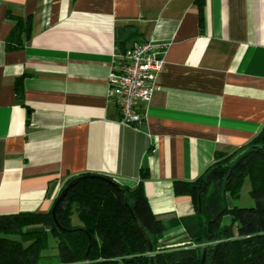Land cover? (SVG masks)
I'll return each mask as SVG.
<instances>
[{"label":"crops","instance_id":"obj_1","mask_svg":"<svg viewBox=\"0 0 264 264\" xmlns=\"http://www.w3.org/2000/svg\"><path fill=\"white\" fill-rule=\"evenodd\" d=\"M144 41L165 47L163 67L127 127L108 79ZM262 128L264 0H0V216L48 214L68 181L100 175L142 184L175 224L159 246H187L181 221L197 209L175 184Z\"/></svg>","mask_w":264,"mask_h":264},{"label":"trees","instance_id":"obj_2","mask_svg":"<svg viewBox=\"0 0 264 264\" xmlns=\"http://www.w3.org/2000/svg\"><path fill=\"white\" fill-rule=\"evenodd\" d=\"M8 18L16 22L15 29L21 24ZM215 159L194 182L175 184V192L190 195L197 209L181 221L187 246H159L175 224L153 216L142 184L130 189L107 177L115 187L86 174L55 208L56 223L51 212L0 216V264H200L204 249V264H264V128L246 147ZM246 179L254 207L230 208L228 200H238ZM72 216L79 226L71 224ZM138 228L148 236L151 252ZM50 236L57 254L46 258L42 253Z\"/></svg>","mask_w":264,"mask_h":264},{"label":"built area","instance_id":"obj_3","mask_svg":"<svg viewBox=\"0 0 264 264\" xmlns=\"http://www.w3.org/2000/svg\"><path fill=\"white\" fill-rule=\"evenodd\" d=\"M164 48L150 41L137 43L111 71L108 98L120 113V125L137 127L143 121L139 105L148 104L153 96Z\"/></svg>","mask_w":264,"mask_h":264},{"label":"rangeland","instance_id":"obj_4","mask_svg":"<svg viewBox=\"0 0 264 264\" xmlns=\"http://www.w3.org/2000/svg\"><path fill=\"white\" fill-rule=\"evenodd\" d=\"M250 190V183L249 180L246 179L241 191H240V195L237 201H235L233 204L235 206H237L238 208H251L254 207V201L250 198L248 192ZM225 222H227V220L225 219ZM72 223L73 225L78 224L79 222L77 221L76 217L73 216L72 217ZM33 229V228H32ZM37 229H43V230H48V228H44V227H39ZM49 247L46 251H44L42 253V256L46 257V258H50V257H54L57 254V249H56V240L53 237H49Z\"/></svg>","mask_w":264,"mask_h":264},{"label":"water","instance_id":"obj_5","mask_svg":"<svg viewBox=\"0 0 264 264\" xmlns=\"http://www.w3.org/2000/svg\"><path fill=\"white\" fill-rule=\"evenodd\" d=\"M90 177H95V178H98V179H102V180H105L109 183H111L113 186L115 187H118L117 184H115L113 181H111L110 179H108L107 177H104V176H100V175H90ZM83 177H78V178H75L73 179L72 181H70L69 183H67L64 187V189L61 191L60 195L57 197V199L55 200V203L52 207V210H51V215H52V218L54 219L55 221V208L57 207V205L59 204V202L63 199V197L67 194V192L77 183L79 182ZM198 211H199V201H198ZM56 223V221H55ZM136 223V222H135ZM140 233L142 234V236L144 237V240L146 241L147 243V246H148V249L149 251L151 252L152 251V245H151V242L148 238V236L142 231L141 228H138ZM205 255H206V250L204 249L202 251V255H201V259H200V264H204V259H205ZM150 264H153V261L151 260Z\"/></svg>","mask_w":264,"mask_h":264}]
</instances>
